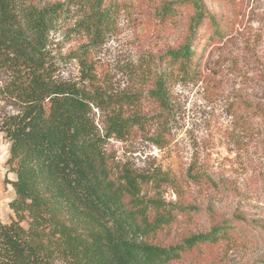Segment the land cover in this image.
<instances>
[{"label":"trees","instance_id":"1","mask_svg":"<svg viewBox=\"0 0 264 264\" xmlns=\"http://www.w3.org/2000/svg\"><path fill=\"white\" fill-rule=\"evenodd\" d=\"M146 1L181 39L139 67L140 90L119 91L98 51L117 31L125 0H0V70L11 76L1 88L19 107L0 123L10 144L6 166L16 176L5 178L16 197L11 221H0V264H177L193 261L201 245L248 235L247 226L264 232V224L240 213L210 211L209 231L182 244L159 242L174 219L157 210L146 188L168 174L138 173L113 145L157 128L150 140L164 148L173 84L211 86L207 58L237 31L240 0H211L218 12L207 0ZM58 34L77 44L68 56L80 69L76 82L53 78ZM262 100L228 105L241 133L264 129Z\"/></svg>","mask_w":264,"mask_h":264},{"label":"rangeland","instance_id":"2","mask_svg":"<svg viewBox=\"0 0 264 264\" xmlns=\"http://www.w3.org/2000/svg\"><path fill=\"white\" fill-rule=\"evenodd\" d=\"M207 2L219 11L218 4ZM125 4L117 31L98 55L113 88L140 90L135 76L139 67L152 55L177 45L181 37L176 29L159 24L146 0H125ZM237 7V31L207 58L204 77L211 86L173 84L174 110L164 148L150 140L157 128L113 145L119 159L138 173L168 174L165 182L155 180L146 188L148 197L160 205L157 210L174 219L159 238L162 244H182L191 234L209 231L210 211L223 218L240 213L264 224V129L241 133L228 106L237 99L264 101V0H240ZM63 39L57 35L53 78L76 82L80 69L76 62H68V56L77 44ZM10 77L0 70V123L19 108L1 88ZM138 108L149 113L146 105ZM9 149L0 132V221L4 223L14 216L10 202L16 197L12 185L5 183L6 177L16 179L6 166ZM245 228L248 235L234 232L213 248L201 245L193 261L187 257L177 264H264V232Z\"/></svg>","mask_w":264,"mask_h":264}]
</instances>
